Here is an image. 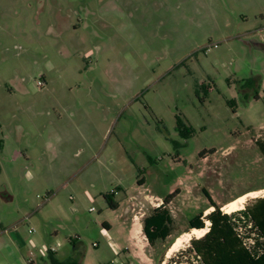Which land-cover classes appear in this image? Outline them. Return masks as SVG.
<instances>
[{
	"label": "rangeland",
	"instance_id": "1",
	"mask_svg": "<svg viewBox=\"0 0 264 264\" xmlns=\"http://www.w3.org/2000/svg\"><path fill=\"white\" fill-rule=\"evenodd\" d=\"M0 138V264L72 238L82 264H195V235L166 247L205 190L264 196V0H0ZM176 189L152 246L144 216Z\"/></svg>",
	"mask_w": 264,
	"mask_h": 264
},
{
	"label": "trees",
	"instance_id": "2",
	"mask_svg": "<svg viewBox=\"0 0 264 264\" xmlns=\"http://www.w3.org/2000/svg\"><path fill=\"white\" fill-rule=\"evenodd\" d=\"M242 85H245L242 84ZM255 98H259L256 94ZM228 103L234 107L237 105L236 99L228 100ZM178 133L185 139L193 136L195 130L189 126L181 118L177 116ZM3 147V139L0 138V149ZM264 149V143H262ZM204 153V152H202ZM201 153V155H203ZM145 178L139 180L144 183ZM179 190L163 197V202L152 208V210L144 216L143 232L150 245L156 246L159 242L165 243L169 241L175 231V220L168 207V204L175 197V193ZM206 196L210 199L214 210L203 217V212L190 218L189 229L203 228L206 221H210L209 230L201 238H192L189 252L196 258L195 264H264V196L256 198L251 204L244 209L234 211L232 213L225 212L215 201L212 200L210 194L205 190ZM114 191L105 194V198L109 206L113 209L118 208L119 204L115 201ZM104 226L108 224L104 222ZM243 229L247 233V237H252L251 247L245 244L244 238L239 232ZM254 233V235H252ZM180 235H176L166 247L168 250L174 241ZM74 250L71 256L66 259L58 257L57 251L48 249L47 254L41 260L43 264H82L83 250L79 246L76 238L71 239ZM30 264H35L30 261Z\"/></svg>",
	"mask_w": 264,
	"mask_h": 264
},
{
	"label": "bare ground",
	"instance_id": "3",
	"mask_svg": "<svg viewBox=\"0 0 264 264\" xmlns=\"http://www.w3.org/2000/svg\"><path fill=\"white\" fill-rule=\"evenodd\" d=\"M258 192H260V191H251V192H248L244 195H241L238 198L228 202L227 204H225L223 206L224 211L228 212V213H232L233 211L244 208L247 197H256V196H258V194H257ZM207 211H209V210H207ZM207 221L210 222L209 220H207ZM207 231H208L207 227L192 228V230L190 232H187V233L180 235L177 238V240L173 243L171 248L169 249L168 256L170 255V253L174 249H176L178 246H180L184 240L189 241L193 237V235H195L197 238H200V237L204 236L207 233Z\"/></svg>",
	"mask_w": 264,
	"mask_h": 264
},
{
	"label": "built area",
	"instance_id": "4",
	"mask_svg": "<svg viewBox=\"0 0 264 264\" xmlns=\"http://www.w3.org/2000/svg\"><path fill=\"white\" fill-rule=\"evenodd\" d=\"M209 226H210V222L206 221V226L205 227H207L208 230H209ZM30 231H32V230H30ZM239 232L242 235V237L244 238L245 244L248 247H251V244L254 243L253 242V238L252 237H247L246 235H247L248 232H245L243 229H239ZM252 235H254V233H252ZM48 249L49 248H47V250H45V251H48ZM50 249L55 250V248H53V247L50 248Z\"/></svg>",
	"mask_w": 264,
	"mask_h": 264
},
{
	"label": "crops",
	"instance_id": "5",
	"mask_svg": "<svg viewBox=\"0 0 264 264\" xmlns=\"http://www.w3.org/2000/svg\"><path fill=\"white\" fill-rule=\"evenodd\" d=\"M107 223V222H106ZM108 225H109V223H107ZM131 235H132V239H133V241H134V243H136V241H135V237H134V235L132 234V232H131ZM136 249V248H135Z\"/></svg>",
	"mask_w": 264,
	"mask_h": 264
}]
</instances>
